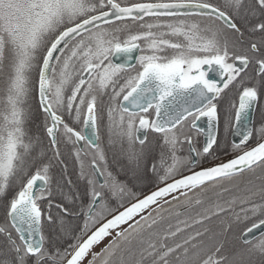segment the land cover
Returning a JSON list of instances; mask_svg holds the SVG:
<instances>
[{"label":"snow or ice","instance_id":"1","mask_svg":"<svg viewBox=\"0 0 264 264\" xmlns=\"http://www.w3.org/2000/svg\"><path fill=\"white\" fill-rule=\"evenodd\" d=\"M0 264H264V0H0Z\"/></svg>","mask_w":264,"mask_h":264},{"label":"trees","instance_id":"2","mask_svg":"<svg viewBox=\"0 0 264 264\" xmlns=\"http://www.w3.org/2000/svg\"><path fill=\"white\" fill-rule=\"evenodd\" d=\"M32 130L35 131V128L33 127ZM103 136H104V135H102V137H103ZM62 150H63V151H67V149H62ZM256 174H257V175L260 174V169H257ZM247 175H251V174H247ZM133 190H134V191H137V192H143V193H147V191H148L147 188H134ZM215 191H216L215 189H210L209 192H208V195L214 196ZM125 227H126V226H125ZM110 239H111V237H108L106 240H104V241L102 242V244H101L99 247L95 248L94 250H95V251H99L100 248H102L105 244H107L108 241H109Z\"/></svg>","mask_w":264,"mask_h":264},{"label":"flooded vegetation","instance_id":"3","mask_svg":"<svg viewBox=\"0 0 264 264\" xmlns=\"http://www.w3.org/2000/svg\"><path fill=\"white\" fill-rule=\"evenodd\" d=\"M101 135H104V129H103V126H101Z\"/></svg>","mask_w":264,"mask_h":264},{"label":"rangeland","instance_id":"4","mask_svg":"<svg viewBox=\"0 0 264 264\" xmlns=\"http://www.w3.org/2000/svg\"><path fill=\"white\" fill-rule=\"evenodd\" d=\"M100 245H101V244H100ZM100 245H99V246H100ZM99 246H97V247H99ZM97 247H96V248H97Z\"/></svg>","mask_w":264,"mask_h":264},{"label":"water","instance_id":"5","mask_svg":"<svg viewBox=\"0 0 264 264\" xmlns=\"http://www.w3.org/2000/svg\"><path fill=\"white\" fill-rule=\"evenodd\" d=\"M106 239H107V238H106ZM106 239H105V240H106ZM101 244H102V243H101Z\"/></svg>","mask_w":264,"mask_h":264}]
</instances>
